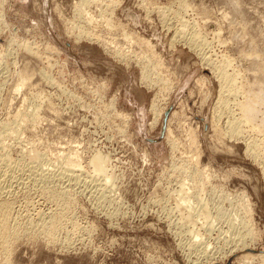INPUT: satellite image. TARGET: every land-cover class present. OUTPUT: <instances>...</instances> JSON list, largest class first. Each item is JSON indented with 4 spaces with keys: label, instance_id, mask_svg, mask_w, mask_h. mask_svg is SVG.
I'll list each match as a JSON object with an SVG mask.
<instances>
[{
    "label": "rangeland",
    "instance_id": "obj_1",
    "mask_svg": "<svg viewBox=\"0 0 264 264\" xmlns=\"http://www.w3.org/2000/svg\"><path fill=\"white\" fill-rule=\"evenodd\" d=\"M231 1L0 0V264H264V0Z\"/></svg>",
    "mask_w": 264,
    "mask_h": 264
},
{
    "label": "bare ground",
    "instance_id": "obj_2",
    "mask_svg": "<svg viewBox=\"0 0 264 264\" xmlns=\"http://www.w3.org/2000/svg\"><path fill=\"white\" fill-rule=\"evenodd\" d=\"M88 1V0H87ZM85 2V1H84ZM115 2V1H114ZM232 2V6H233V8L235 7V8H237L236 6H238V2H237V0H233V1H231ZM113 3V2H112ZM102 4V3H101ZM87 5V4H86ZM117 5V4H116ZM78 7V6H77ZM232 8V9H233ZM234 8V9H235ZM240 8V7H239ZM82 9V8H81ZM101 9V8H100ZM78 10V9H77ZM237 9H235V10H233V11H236ZM101 11V10H100ZM240 12V9L239 10H237V12ZM83 12V11H82ZM88 13H89V11H88ZM111 13V12H110ZM113 13V12H112ZM85 14V13H84ZM129 14V17H131L132 18V20H133V22H134V24H137V22L136 21H138V19H136L137 17L135 16V18H133V15H132V13H128ZM224 14H226V13H224ZM240 14H241V12H240ZM87 15V14H86ZM85 16V15H84ZM88 17H87V19H88V21L89 22H93V20L89 17V14L87 15ZM226 16V15H225ZM228 16H230L229 14H228ZM228 16H226V17H228ZM226 17H224V18H226ZM240 17V16H239ZM85 18H86V16H85ZM241 18H243V17H241ZM111 19V18H110ZM136 19V20H135ZM95 20H97V19H95ZM94 20V21H95ZM111 21V20H110ZM110 21L108 20V19H106L105 20V23L107 24V25H110L111 26V23H110ZM91 22V23H92ZM88 23V22H87ZM95 23V22H94ZM90 24V23H89ZM98 24V23H97ZM122 25H124V24H122ZM122 25L120 26V27H122ZM77 26V25H76ZM123 29L125 28V27H122ZM124 31V30H123ZM79 32H81V31H79ZM122 32V31H121ZM79 34V33H78ZM84 34V33H83ZM127 33H125V35H126ZM129 34V35H128ZM127 35L128 36H124V37H126L127 38V40H129V41H131V40H133V39H138L135 43H137V42H139L140 43V45H142V47L144 46L146 49H148V51L149 52H152L153 51V49H154V46L150 43L151 41H148V40H145V39H141L140 37H137L136 35H135V33H128ZM216 34V33H215ZM76 35V34H75ZM123 35H124V33H123ZM77 37H80V35L79 36H77ZM173 37V36H172ZM125 39V38H124ZM194 40V39H193ZM192 40V41H193ZM99 41V40H98ZM128 41V42H129ZM127 42V41H126ZM134 42V41H133ZM129 44V43H128ZM131 44H132V41H131ZM138 44V43H137ZM194 45H196L195 43H193ZM204 44H205V42H204ZM104 45H106V44H104ZM116 46V45H115ZM114 46V47H115ZM137 46V45H136ZM199 46V45H198ZM119 47V46H118ZM53 48V47H52ZM51 48V49H52ZM115 49V48H114ZM54 50V49H53ZM151 50V51H150ZM121 51V50H120ZM128 51V50H127ZM141 52H142V50H141ZM260 52V51H259ZM143 53V52H142ZM148 53V52H147ZM264 53V52H263ZM32 54V53H31ZM145 54V55H144ZM143 55L144 56H146V53H144ZM151 53H149V54H147V55H150ZM154 54H155V52H154ZM261 54V53H260ZM143 55H141V56H137V57H140V58H144V56ZM251 55V54H250ZM249 55V56H250ZM257 56H258V54H256ZM117 56V55H116ZM154 56H156V54L154 55ZM252 56H253V54H252ZM261 56V55H260ZM259 56V57H260ZM119 57V56H118ZM148 57V56H147ZM153 56H151V58H152ZM259 57H253L254 59H256V58H259ZM263 57V56H262ZM261 57V58H262ZM151 58H150V60H151ZM261 58H259L258 60H260ZM145 59H147V62L149 63V67L151 66V67H153L154 66V68L152 69V70H154V71H156L157 70V66H159L158 65V60H160V59H158L157 60V62H156V60H153V61H151L152 63H153V66H152V63L151 62H149L148 61V58H145ZM205 59V58H204ZM228 60H230V59H228ZM228 60H223V61H220V63L219 62H217V63H215V64H217V65H213V66H211V68H212V70H214V71H212V72H214V74H215V77L220 81V91H219V97H218V99H219V102L221 103V106H222V104H223V102H224V96H225V94H231V92L234 94H238L239 92H238V89H236V87H237V82H236V78H237V76L238 75H235L234 73L233 74H229L228 73V68H230L231 67V65H230V63H231V61L229 62ZM257 60V61H258ZM264 60V59H263ZM144 61V60H143ZM256 61V60H255ZM257 61H256V65H257ZM159 62H161V61H159ZM212 62V61H211ZM211 62H208V63H206V64H208L209 65V63L211 64ZM253 62H254V60H253ZM253 62H252V64H253ZM261 62L262 61H259L258 63H259V65H258V67H260V64H261ZM219 63V64H218ZM143 64H144V62H143ZM145 64H146V62H145ZM157 64V65H156ZM145 67H143L142 69H144V68H146V66H148L147 64L146 65H144ZM151 67H150V70H151ZM264 66H261L260 68H263ZM256 69H258V68H256ZM264 69V68H263ZM147 70H148V67H147ZM146 70V71H147ZM149 70V71H150ZM260 70V69H259ZM258 70V71H259ZM142 71V70H141ZM153 71V72H154ZM151 72V71H150ZM149 72V73H150ZM152 72V73H153ZM157 72V71H156ZM144 73H146L145 71H144ZM151 73V74H152ZM155 73V72H154ZM142 75V74H141ZM143 75H145V76H143ZM142 76L143 77H149V74H147V76H146V74H143ZM242 75V74H241ZM141 76V77H142ZM153 76H154V74H153ZM146 78V79H147ZM154 78V77H153ZM148 79V84H151V83H154V81H152V80H157V79ZM143 79V78H142ZM146 79H144V80H146ZM159 79V78H158ZM217 80V81H218ZM147 81V80H146ZM160 81H162V80H160ZM163 82V81H162ZM156 83V82H155ZM263 83V82H262ZM256 85H258V84H256ZM263 86H264V84H262ZM261 86V84H259V87ZM253 87V86H252ZM264 88V87H263ZM263 88H259V90L260 91H258V92H260L259 94H263L264 95V92H263ZM240 92H242V91H240ZM246 93V92H245ZM241 95V94H240ZM262 95V96H263ZM169 96V95H168ZM167 96V97H168ZM233 96V95H232ZM257 96H259V95H257ZM251 98V97H250ZM249 98V99H250ZM158 99V98H157ZM156 99V100H157ZM163 99V98H162ZM247 99V98H246ZM258 99H260V97L258 98ZM262 99H264V96L262 97ZM156 100H153L152 102H151V105H150V109H149V111H150V113L152 114V119L153 120H151V122L153 121V123H152V125L153 126H155V124L159 121V119H161V117H162V115H163V113H164V111H165V109H163V107L162 108H160V106L158 105V103H160V102H157ZM164 100H166L165 99V97H164ZM262 101V100H261ZM239 103V102H238ZM256 103V102H255ZM254 102H252V101H245V102H243V103H241L240 105H239V110H240V118L237 120V124H235L234 126H233V128H231V130H230V134L229 135H231V137H233L234 135H237L238 133L236 132L237 130L238 131H240L239 130V128H240V125H241V123L242 122H249V121H254L255 120V118H257V113L258 112H260V111H258V110H256L254 107H253V105L255 104ZM263 103V102H262ZM161 104V103H160ZM166 104V103H165ZM260 104V103H259ZM220 106V107H221ZM225 106V105H224ZM223 106V107H224ZM225 108V107H224ZM223 108V109H224ZM223 109H222V111H223ZM258 111V112H257ZM220 114V113H219ZM259 114V113H258ZM32 115V114H31ZM176 115V113H171V117H174ZM222 115V114H221ZM126 116V115H125ZM34 119V118H33ZM241 119V120H240ZM262 121H264V120H262ZM216 122V121H215ZM235 122V121H234ZM262 123V122H261ZM264 123V122H263ZM212 124V123H211ZM214 125V124H213ZM151 126V125H150ZM262 126H263V124H262ZM254 129V128H253ZM169 133V132H168ZM191 134H190V139L193 141V142H195V140H196V136H195V132H190ZM239 135V134H238ZM230 137V136H229ZM191 141V142H192ZM73 159V158H72ZM67 162V161H66ZM68 162H69V166L71 167V166H74V160L72 161H69L68 160ZM67 162V163H68ZM92 164H93V167L96 169V171L98 172V173H100V171L99 170H101V169H106V159L105 158H95L92 162H91ZM68 166V167H69ZM75 167V166H74ZM74 167H72L73 169H74ZM77 167V166H76ZM67 168V167H66ZM40 169V168H39ZM71 170V169H70ZM76 177V176H75ZM6 189V188H5ZM1 195V194H0ZM5 195V194H4ZM2 234H0V235H9L8 237H6L5 239H7V238H13V237H15V236H13L12 235V233L9 231V229L8 230H3V231H0ZM205 252V251H204Z\"/></svg>",
    "mask_w": 264,
    "mask_h": 264
}]
</instances>
